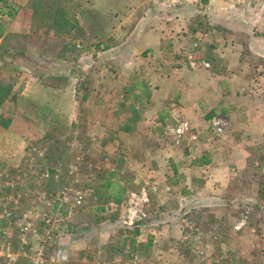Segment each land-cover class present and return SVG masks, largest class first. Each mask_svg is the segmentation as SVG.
I'll list each match as a JSON object with an SVG mask.
<instances>
[{
	"label": "rangeland",
	"instance_id": "374dc122",
	"mask_svg": "<svg viewBox=\"0 0 264 264\" xmlns=\"http://www.w3.org/2000/svg\"><path fill=\"white\" fill-rule=\"evenodd\" d=\"M206 3L0 0V264H264L263 121L252 125L257 138L235 144L214 126L209 146L240 162L223 179L185 184L172 166L186 163L152 159L176 132L145 123L143 75L127 66L129 58L150 69L154 60L204 58L220 73L223 59L245 58L243 112L232 119L242 126L264 114V82L250 83L264 77V57L249 49L264 39V0ZM141 24L162 32L160 53L124 43ZM31 80L71 92L72 105L32 103L21 92ZM108 178L126 188L119 204H110Z\"/></svg>",
	"mask_w": 264,
	"mask_h": 264
},
{
	"label": "crops",
	"instance_id": "0c3cea01",
	"mask_svg": "<svg viewBox=\"0 0 264 264\" xmlns=\"http://www.w3.org/2000/svg\"><path fill=\"white\" fill-rule=\"evenodd\" d=\"M206 2L208 8L214 7V0L211 4L209 3L210 0H206ZM213 32L214 30L206 33L213 35ZM262 38L260 42L251 40L255 45L249 46V49L260 57H264V39ZM124 43L130 47L134 46L136 52L138 51L142 55L148 54L149 56L151 52L155 53L157 51L160 53L162 51V32L147 25H137L129 33ZM221 45L214 44L212 46L213 51L220 49ZM238 47L240 50H244L243 47L241 48L238 45L235 48L237 49ZM226 48L232 49V46L227 45ZM202 49V45L199 44L194 48V51L195 53H201ZM222 49H225V47L223 46ZM231 56L219 63L223 67L220 73L217 72L220 68H215L211 60L204 58L198 60L190 58L187 62L179 65L170 60H154L152 61V69L145 67L144 60L142 61L143 67L140 66L141 60L134 63V60L129 58L130 61H127L129 63L128 67L132 65L134 69L139 68V72L143 75L140 88L147 91L144 96L142 95V99L147 105L144 115L145 123L152 125L150 126L151 130L158 131L163 130L167 126L161 128L165 123H170L176 132L173 141L167 143L161 140L159 142L158 151L151 153L152 159H159V156H162L163 161L172 164L176 162L186 163V167L172 166L173 172L180 174V179H188L185 184H193L197 181L209 183L214 179H223L225 175L230 174V164L240 162L239 157L231 156V154L224 156V153H215L212 150L214 146H209L210 143L206 139L215 131L214 121L218 120L223 124L222 131H224V134L228 132V136L234 144L235 142L257 138V128H253L254 126L252 125H262L261 121L264 123V114L256 117L252 116L254 119L250 122L246 121L242 126H238V123L232 119L233 113L243 112V109L237 103L245 90L244 84L248 83L245 75L248 61L242 57L232 60ZM262 59V65H264V58ZM135 65H138V68ZM161 68L164 69L161 71ZM253 80H260V83H263L264 77L259 75V77L256 76L254 79H250L251 84ZM261 90L264 91V86ZM21 92L25 98L39 106L45 105L56 108L54 104L61 100L62 107H59L65 112L71 104V98H73L71 92L62 94L61 91L58 92L55 88L46 86L41 81L33 80L29 81ZM139 92L135 94V97H141ZM59 94H62L61 99ZM263 98L264 94L261 95L260 99L263 101ZM184 124L187 125V130L183 127ZM126 130L129 129L127 128ZM258 131H262V129L258 127ZM199 146L203 147V149L206 148L207 152H204V150L201 154H194L195 149H198ZM200 161L203 163L199 164ZM150 175L159 178L167 177L157 174ZM129 194L135 193L128 191L126 197ZM142 195L145 196V191H143ZM144 199L146 198L143 197ZM129 202L131 203V198H129ZM110 204L115 205L114 203Z\"/></svg>",
	"mask_w": 264,
	"mask_h": 264
},
{
	"label": "trees",
	"instance_id": "16d2710c",
	"mask_svg": "<svg viewBox=\"0 0 264 264\" xmlns=\"http://www.w3.org/2000/svg\"><path fill=\"white\" fill-rule=\"evenodd\" d=\"M203 163L202 161L199 162V164ZM110 177L114 178V173H110ZM106 189H108V196L111 200V202L115 204H119L122 200V197L124 193L126 192V188L121 185L119 182H117L116 179H105L104 185Z\"/></svg>",
	"mask_w": 264,
	"mask_h": 264
},
{
	"label": "built area",
	"instance_id": "2783aa9c",
	"mask_svg": "<svg viewBox=\"0 0 264 264\" xmlns=\"http://www.w3.org/2000/svg\"><path fill=\"white\" fill-rule=\"evenodd\" d=\"M77 47H80V45L78 44L77 45ZM219 121L218 120H216V121H214V126H217V125H219ZM169 127V129H173V127L172 126H166L165 128H168ZM186 130L188 129V127H187V125L186 124H184V126H183ZM174 130V129H173ZM61 197H62V199L64 200V201H67V196H66V191H61ZM82 199V196H81V194H79L78 196H76V200H75V203H80V200ZM133 202V200H131V203ZM128 212H129V214H130V216H129V218L131 217H133L134 216V210L131 208V209H129L128 210ZM24 217H27V214H24ZM28 229H31V223L30 222H27V223H25V226H24V233H26L27 232V230ZM21 250H23L22 249V247H21ZM55 257H56V259L57 260H65L66 259V256L63 254V253H61L60 251H58L56 254H55ZM137 258V256H134L133 257V260H135Z\"/></svg>",
	"mask_w": 264,
	"mask_h": 264
}]
</instances>
